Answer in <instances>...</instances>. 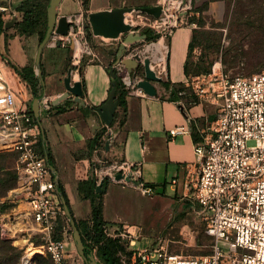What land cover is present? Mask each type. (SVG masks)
Instances as JSON below:
<instances>
[{"label":"built area","instance_id":"1","mask_svg":"<svg viewBox=\"0 0 264 264\" xmlns=\"http://www.w3.org/2000/svg\"><path fill=\"white\" fill-rule=\"evenodd\" d=\"M161 5L160 17L134 10L125 13L126 20L135 17L130 18L133 25L150 27L163 36L173 33L180 26L182 15L194 8L193 0H163ZM13 14L11 7L0 0V21ZM69 18L74 21L70 32L55 33V42L70 41L73 30L85 32L81 13ZM78 37L73 34L75 42ZM136 51L140 50L129 48L126 55L133 56ZM113 68L125 88L136 86L139 93H144L137 86L141 79L136 76L137 71L129 72L121 61L114 63ZM191 84L201 100L209 99L217 105L216 118L195 143L197 167L185 181L191 191L190 200L198 204V213L213 242L205 247V252L184 255L171 252L162 237L152 244L137 246L141 235L129 227L117 232V226H113L108 232L128 237L132 253L129 257L123 255L124 264H264V68L231 76L214 65L207 74L194 76ZM42 100L44 108L53 106L49 97ZM188 129V125L180 124L170 128V132L175 135ZM41 135L39 120L30 108L18 106L15 89L0 65V148L18 153L15 167L19 175L17 186L0 197V205L6 200L25 201L29 205L26 227L7 223L3 227L12 230L13 236L18 231L34 233L41 239L40 247L52 264H69L67 241L57 235L58 222L65 218L66 211ZM100 140L103 145L98 146L103 148L105 139ZM102 162L99 171L110 179L115 180L117 173L132 177L141 173L140 166L127 159ZM119 181L132 183L147 195L156 193L154 187L142 180L138 184L124 178ZM172 181L176 183L177 179ZM29 240L19 264H38L39 255L30 258L28 254L27 248L35 245H28Z\"/></svg>","mask_w":264,"mask_h":264},{"label":"crops","instance_id":"2","mask_svg":"<svg viewBox=\"0 0 264 264\" xmlns=\"http://www.w3.org/2000/svg\"><path fill=\"white\" fill-rule=\"evenodd\" d=\"M23 1L3 0L11 7L14 14L1 22L6 23L13 16L17 17L16 23L22 21L25 12L17 7ZM220 1L222 0H193V10L182 15L180 26L176 27L172 35L167 38L166 46L161 44L160 51L154 46L148 48L154 43L152 39H146L140 45L129 47L130 50H140L150 56L154 69L158 73H167L166 77L171 80V86L166 88L161 82L153 81L158 91L155 96L145 91L143 94L139 93L136 86L125 88V101L119 102L111 125H106L99 118L96 120L90 118L92 108L103 104L109 97L112 85V75L109 70L116 61V55L100 45H95L92 36L90 38L87 36V24L91 30L87 19L88 13L109 8L154 6L161 4L163 0H87L86 5L84 0H62L59 15L72 16L81 13L85 19V32L73 30L70 34L71 40L61 44L51 37L41 51L39 64L36 60L41 43L39 31L31 34L23 33L15 26L16 23L9 28L5 26L1 29L0 65L10 82L13 76L18 77L20 85L15 87L17 104L23 108H30L35 118L37 117L32 106L34 93L14 65L19 67L32 65L37 73L38 70L41 71L43 88L39 122L42 136L52 155L50 165L54 178L63 186L73 215L77 219L89 218L92 211L91 198L85 197V193L80 191V181L88 177H97L98 184L103 177L98 168V165L102 167V159L107 162L116 159L133 161L140 166L141 180L154 187L157 194L190 200L191 191L185 181L197 167L198 155L195 151V143L202 138L203 130L216 118L217 105L209 99L201 100L198 96L193 97L191 93L186 92L182 95V91L178 100H171L168 96L162 95L170 93L173 86L187 79L185 62L196 26L195 20L192 21L191 17L200 14V7L214 6ZM49 4L48 0H40L39 3L41 10L47 9V24ZM142 29L137 23L134 24V30L142 32ZM73 34L79 36L77 42ZM161 39L165 37L162 36ZM165 58L166 66L163 70H159L158 63ZM70 67L74 68L72 84L81 85L84 89L82 100L85 104L66 100L59 105H53V108H44L43 97L47 96L53 100L66 91L64 79ZM79 67L82 68V74H79ZM141 68L143 70V67ZM136 76L142 78L144 74H136ZM23 83L25 87L21 86ZM59 106L63 108L57 111L56 108ZM100 123L101 127L96 128ZM180 124L188 125V131L172 135L170 128ZM98 131H102L101 138L105 139V142L109 140V148L106 147V143L102 148L94 142ZM173 179H177V182L173 183ZM104 186L107 187L101 190L104 218L122 222L125 216L119 211V205L122 203L118 198L123 196L122 191L128 192L126 190H130L135 185L110 179ZM115 202L120 204L117 206ZM22 203L28 205L25 201L17 204L20 206ZM110 206L115 207L111 216L108 215L111 212L108 210ZM133 227H130L131 230ZM66 248L70 261L69 251L72 250V245L68 241Z\"/></svg>","mask_w":264,"mask_h":264},{"label":"rangeland","instance_id":"3","mask_svg":"<svg viewBox=\"0 0 264 264\" xmlns=\"http://www.w3.org/2000/svg\"><path fill=\"white\" fill-rule=\"evenodd\" d=\"M130 18L135 17H128L129 22ZM195 22L193 30L195 46L190 57L193 73L182 82V95L187 92L196 97L191 84L192 78L207 74L214 65L231 76L250 74L264 68V0H222L214 6H209L201 14L195 15ZM171 35L172 33L163 35L165 39H161L162 35H159L157 39H152L153 44L160 41L166 46L167 38ZM165 66L166 58L160 61L157 67L163 70ZM198 69L205 71L198 73L196 72ZM159 74L165 76L162 80L168 81L167 73ZM169 82L171 84L170 79ZM11 83L14 89L20 85L16 76H13ZM21 86L25 87L24 83ZM169 95L170 93H163L162 96ZM14 165L15 153L0 148L1 194H6L16 182ZM99 166L101 165H98V168H101ZM126 191L128 192L122 191L123 196L118 198L122 203L119 205V211L125 216V219L121 220L124 226L129 228L134 226L132 230L139 231L141 236L137 239V246L152 244L157 238L162 237L171 252L187 255L205 252V247L213 242V237L206 233V225L200 218L196 202L178 196L157 193L147 195L136 186ZM102 198L101 192L97 200ZM115 204L118 206L120 203ZM114 208L112 206L108 208L111 211L108 213L109 216L113 215ZM28 209L25 203L20 206L9 204L4 206L0 216V219H3L2 223L0 221V239L13 246L11 255L15 259L17 257L15 264H19L24 254L27 239L30 238L28 245L34 242L36 246H40L42 242L34 233L30 234L25 230L18 231L13 236L12 230L3 227L6 223L9 226L16 224V227H26L25 217ZM66 216L60 236L72 245V250L69 251L71 253L69 264H86L85 258L78 251L73 234L74 227L67 213ZM38 264L52 262L46 254L39 253Z\"/></svg>","mask_w":264,"mask_h":264},{"label":"water","instance_id":"4","mask_svg":"<svg viewBox=\"0 0 264 264\" xmlns=\"http://www.w3.org/2000/svg\"><path fill=\"white\" fill-rule=\"evenodd\" d=\"M62 0H50L48 7V28L44 39L41 41L38 53H37V63L39 64L41 51L44 45L49 41V39L56 33L59 35H67L70 32L71 26L73 25V20L69 18L68 15H59V6ZM134 10H139L147 14L153 15L155 17H160L162 14V5L154 6H142V7H127V8H109L97 11H90L88 13L87 19L92 30V40L95 45H100L106 48L109 52L116 55V61L123 62L128 68L129 72H135L140 67H143L144 77L139 79L138 86L143 88L145 92L149 95L155 96L157 94V88L153 81H161L163 77L157 72L152 66V59L148 55H144L141 51H136L133 56H127L126 53L130 46H137L142 43V41L147 39V34L134 30V25L126 20V15L124 12H133ZM17 21V17L13 16L5 24L6 28L13 26ZM118 38H121L119 41ZM58 44H61V40H58ZM73 67H70L65 77L66 91L61 95L52 100V105H59L66 100H75L80 102L82 105L85 101L82 100L84 95V89L81 85L72 84ZM79 74H82V68H78ZM112 76H116L115 70L112 68L109 70ZM38 74L41 75V71L38 70ZM72 94L74 96H72ZM116 88L112 87L109 93L108 99L99 106H94L92 108V113L90 114L91 120L100 119L106 125H111L115 118V113L119 105V101L116 98ZM45 96V95H44ZM40 100L41 97H36L33 100V110L36 117L40 120ZM184 108L183 105H180ZM101 127V123L96 125V128ZM106 147L109 148V140L106 142ZM125 179L128 182H134L138 184L141 180L140 176L132 177L130 174L124 176L123 173H117L115 175V180ZM105 176L101 177L99 183L97 184L96 191L100 192L105 190L107 187L103 186ZM62 201L64 204L65 211L69 216L71 223L74 227V239L79 253L89 261L90 264H98L93 253H86L85 243L83 241L81 232L77 226L76 220L72 215L70 207L62 195Z\"/></svg>","mask_w":264,"mask_h":264},{"label":"trees","instance_id":"5","mask_svg":"<svg viewBox=\"0 0 264 264\" xmlns=\"http://www.w3.org/2000/svg\"><path fill=\"white\" fill-rule=\"evenodd\" d=\"M50 1V0H48ZM40 0H24L20 5H18V9L23 10L25 12V17L22 21H18L15 26L18 27L19 31L31 34L34 31H39L40 33V42L44 39L46 35V31L48 28L47 24V9H40L39 8ZM84 4H87V0H84ZM48 6V5H47ZM208 8L207 5L204 7H200V14L204 12ZM191 20H195V17H191ZM6 23H1L0 21V30L5 28ZM87 27V36L90 38L92 36V32L89 28V25H86ZM143 33L147 34V39H157L159 37V33L152 30L150 27H145L141 30ZM195 46L194 42V32L192 39L189 44V53L187 60L185 62V74L186 76L192 75L193 73L191 71V52ZM16 71L29 83L31 86V89L34 93V98L41 97L42 95V88H43V76L38 74L35 71L34 66L32 65H25L23 67H19L14 65ZM113 66L110 67L112 69ZM116 72V76H112V87L116 88V98L119 102L124 103V96L126 94V89L124 87V84L115 68H113ZM205 70H196V72H203ZM136 74H144L142 68L140 67ZM162 84L169 88L171 86L169 79L168 81L162 80ZM183 84L179 83L177 86H173L170 89V95L168 96L171 100H178L180 95V91L183 90ZM54 107V106H53ZM52 107V108H53ZM63 108V106L57 107V111H60ZM116 114V113H115ZM102 131H98L94 142L98 145H103L101 138ZM44 144L47 147L49 162L51 163V152L46 144L45 138L41 135V144ZM40 144V143H39ZM10 152L15 153V164L16 159L18 156V153L13 150H8ZM15 170V179L16 182L14 186L10 187L8 192L6 194H1L0 197H5L9 194V192L15 188L18 184L19 175L16 170V167L14 165ZM110 181L109 177H106L104 180V183L102 186L106 185ZM1 183V181H0ZM59 183V189L61 195L65 196V199L70 207L69 199L66 195V192L63 188V186ZM97 177H88L82 181H80L79 188L80 191L85 193V197H90L92 201V211L89 218L86 219H77L73 215V211L70 207V210L72 212L73 217L76 220L77 226L81 232L83 241L85 243V251L86 253H93L95 257L97 256L98 264H124L123 263V255L126 257H129V255L132 253V250L129 248V239L128 237H123L121 235H112L108 232V229L113 226H117V232L120 231L124 227V224L122 222L117 221H109L104 218L103 215V198L100 200H97V197L99 194H101L102 191L97 192ZM16 205V202H12L9 200H6L4 203L0 205L1 211H3L4 206L6 205ZM67 217V216H65ZM65 225V218H60L58 225H57V235L59 237L60 233L62 232V227ZM62 238V237H61ZM13 249V246L9 244L7 241L0 239V264H15L14 256L11 255V250ZM171 251V250H170ZM39 259V256L37 257V261ZM50 259V258H49ZM86 264H90L89 261L86 260Z\"/></svg>","mask_w":264,"mask_h":264},{"label":"bare ground","instance_id":"6","mask_svg":"<svg viewBox=\"0 0 264 264\" xmlns=\"http://www.w3.org/2000/svg\"><path fill=\"white\" fill-rule=\"evenodd\" d=\"M152 46H154V48L157 49V51L161 50V42H158V44H153V45H150L148 46V48H151ZM77 50L79 51L80 50V44L78 43L77 44ZM79 55V54H78ZM164 58V56H162ZM29 249V250H28ZM28 254L30 256V258H34L36 257V255H39V253H44V250L42 249V247L40 246H35V245H30L28 248Z\"/></svg>","mask_w":264,"mask_h":264}]
</instances>
